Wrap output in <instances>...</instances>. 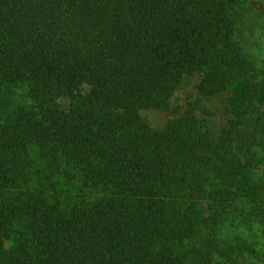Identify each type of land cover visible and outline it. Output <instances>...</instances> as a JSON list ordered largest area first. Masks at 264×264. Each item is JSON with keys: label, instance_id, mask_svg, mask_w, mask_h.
<instances>
[{"label": "trees", "instance_id": "trees-1", "mask_svg": "<svg viewBox=\"0 0 264 264\" xmlns=\"http://www.w3.org/2000/svg\"><path fill=\"white\" fill-rule=\"evenodd\" d=\"M242 2L0 0V264L257 255L230 235L237 220L264 223L256 165L232 133L216 138L190 110L158 132L133 123L197 73L206 96L233 90L250 146L264 138V76L235 39ZM23 84L44 93L11 108ZM69 181L80 195L64 206Z\"/></svg>", "mask_w": 264, "mask_h": 264}, {"label": "rangeland", "instance_id": "rangeland-1", "mask_svg": "<svg viewBox=\"0 0 264 264\" xmlns=\"http://www.w3.org/2000/svg\"><path fill=\"white\" fill-rule=\"evenodd\" d=\"M235 39L247 58L264 76V0H243L236 21ZM200 78L201 75L197 73L184 75L166 106L137 109L133 123L151 132H158L165 130L171 123L184 116L187 110H190L199 120L210 125L216 138H222L225 131L227 134L230 131L241 152V157L254 161L259 183L264 192V138L259 135L260 139L256 142L251 140L252 146H250L245 135L254 127L249 126L243 131L242 128L238 129L239 127L234 124L233 114L229 110L233 90L206 96L200 92ZM43 93L42 87H32L29 84L15 86L11 89L10 107L33 104ZM80 189L81 186L72 184L71 181L64 183L59 191L62 204L70 206L74 200L78 199ZM236 222L235 227H230V235L237 236L238 241L245 240L256 245L257 255L246 251L241 256V264H262L264 261V223L262 219H255L254 225L239 224V220Z\"/></svg>", "mask_w": 264, "mask_h": 264}]
</instances>
